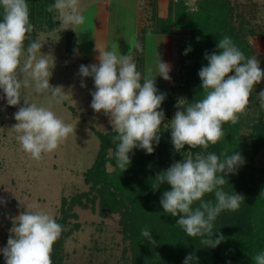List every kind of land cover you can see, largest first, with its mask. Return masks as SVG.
<instances>
[{"label": "clouds", "instance_id": "1", "mask_svg": "<svg viewBox=\"0 0 264 264\" xmlns=\"http://www.w3.org/2000/svg\"><path fill=\"white\" fill-rule=\"evenodd\" d=\"M45 10L56 13L61 31L70 27L75 31L86 21L80 0H55ZM0 18V90L4 93L0 99L6 98L7 105L14 107L20 104L22 89L47 94V106L23 97L24 106L14 114L17 123L12 127L23 152L39 161L43 155L57 150L75 131L53 110L54 105L64 102L67 94L62 86L53 87L49 83L55 61L51 54L41 53L43 41H31L25 49V41L34 31L26 0H0ZM147 35L151 37V30ZM217 48L219 52L205 53L208 64L198 72L203 98L186 107L179 106L181 110L175 113L170 125L163 123L165 114L158 110L166 94L158 93L155 77L171 79L170 65L161 59L156 62L155 73L148 68L142 74L131 51L122 55L117 44L106 49L96 43L94 51L99 53L96 57L99 63L80 65L78 73L82 78H93L95 91L91 93L90 106L96 113L103 111L108 116L116 133L112 137L116 145L115 167L126 170L131 163L129 153L134 148L152 154L153 145L159 144L162 125L171 129L175 152L181 153L188 146V154L158 173L152 187L155 191L164 183L171 186L160 200L164 213L179 216L176 226L188 237H199L204 247L211 248L225 240L222 234L214 238L217 217L224 211H237L244 201L242 195L227 193L224 185L228 184L227 175L236 174L245 161L238 152L222 153L221 159L207 149L224 138V124L235 125L247 114L253 90L264 80V70L257 57H246L230 37L220 39ZM135 49L143 51L138 41ZM84 86L82 82L81 87ZM256 99L264 110V90ZM197 148L206 154L197 152L193 156L191 150ZM208 195L214 199H205ZM25 208L28 210L13 219L14 235L0 249L5 264H53V244L63 228L39 207L26 205ZM141 236L155 243L148 227L141 230ZM251 258L254 264H264V251ZM194 260L195 256L189 255L184 264H192Z\"/></svg>", "mask_w": 264, "mask_h": 264}, {"label": "trees", "instance_id": "2", "mask_svg": "<svg viewBox=\"0 0 264 264\" xmlns=\"http://www.w3.org/2000/svg\"><path fill=\"white\" fill-rule=\"evenodd\" d=\"M55 0H26L29 6L30 22L34 31L25 41V49L34 41L39 31L52 29L57 25L56 13L47 12L46 6ZM151 23L148 28H141L142 35H172L185 30L189 37V51L184 55L177 44L176 62L173 73L174 86L156 85L158 93L166 94L159 111L165 114L163 123L169 120L165 110L173 103L170 101L175 90H180L183 103L180 107L195 103L203 98L202 81L199 70L207 66L205 53L211 55L219 52L217 44L224 36L230 37L234 44L245 54L253 56L248 36H255L252 15L244 10L236 12L238 6L229 0H196L195 9H188L184 0L169 1L165 17L157 16L154 0L151 1ZM250 4L256 7V3ZM2 19V18H0ZM2 22V21H0ZM140 45L144 51V43ZM65 44L74 47L73 34L66 33ZM133 50V60L137 70L143 74V53ZM186 61L189 63L186 64ZM264 70V65H260ZM230 73L229 75H233ZM264 90V80L256 85L250 97L247 114L235 125L224 124V138L215 145H209L207 152L215 153L223 159L222 153L231 155L238 152L245 163L236 174H228V184L224 190L229 194L242 195L244 201L235 212L224 211L214 222V238L220 234L225 237L215 248L204 247L199 237H188L176 226L179 216L172 217L164 213L160 204L163 192L171 190L167 183L155 191L152 184L158 173L169 168L174 162L181 161L183 154H188V146L181 153L174 150L171 142V129L161 126L159 144H154V152L146 154L139 148L129 153L131 160L126 170L115 167V148L112 137L114 131L102 133L95 131L99 140L98 150L89 168L83 172V179L88 185L86 192H80L69 199L62 197L60 216L56 219L63 231L53 244L51 259L53 264H63L64 241L80 228L77 222L69 219L76 216L72 213L75 206L83 209L97 207L98 215L104 219L108 215H117L122 249V264H184L185 258L194 255L192 264H254L251 257L264 251V110L259 108L255 92ZM181 110V109H180ZM205 153L202 148L191 150ZM261 159L259 165L255 161ZM112 167L108 170L107 167ZM205 199H214L208 195ZM12 225L6 223L7 227ZM148 227L155 243H150L141 236V230Z\"/></svg>", "mask_w": 264, "mask_h": 264}, {"label": "rangeland", "instance_id": "3", "mask_svg": "<svg viewBox=\"0 0 264 264\" xmlns=\"http://www.w3.org/2000/svg\"><path fill=\"white\" fill-rule=\"evenodd\" d=\"M147 0H80L82 14L86 17L85 24L75 31L70 27L60 30V22L50 30L39 31L35 40L43 41L41 53L51 54L54 67L51 69L49 83L51 86H62L67 98L53 110L65 123L71 124L74 132L54 152L43 155L39 161L26 155L16 139L17 133L12 130L17 122L14 114L24 106V98L47 106V94H37L33 89H22L20 104L8 106L6 98L0 99V249L7 246L13 226V219L21 211L28 210L26 205H35L48 212L55 219L60 216L62 197L69 199L80 192H86L88 185L83 179V172L89 168L98 150L99 140L95 131L105 133L113 131L108 116L103 111L96 113L91 108L92 95L95 91L92 77L82 78L80 65L98 64V52L94 51L96 43L110 49L117 44L122 55L133 50L135 43H144L143 73L152 68L155 73L156 62L161 59L170 65V80L155 77L156 85L174 86L173 73L176 62L177 44L184 55L189 51V35L179 30L172 35H148L140 33L141 28H148L151 23V2ZM160 1L154 0L156 12L162 7ZM172 1V0H171ZM186 1L188 9H195L196 0ZM237 3L236 12H249L255 25V36H248L253 56L264 65V0H229ZM251 2L256 3V7ZM163 10V9H161ZM141 13V15H140ZM71 32L74 47L66 46V33ZM159 56H158V55ZM189 63L186 61V64ZM84 87H81V83ZM263 90L258 88L255 96ZM173 103L165 110L168 112L170 125L175 113L180 110L183 96L180 90L171 95ZM0 97H4L0 90ZM257 165L261 163L258 158ZM111 170L112 167H107ZM18 200L23 201L21 205ZM75 218L70 223L80 224L64 241L63 264H122V249L119 233L118 216L108 215L102 219L94 210L73 207ZM11 222L10 227L6 223ZM0 264H5L0 252Z\"/></svg>", "mask_w": 264, "mask_h": 264}, {"label": "crops", "instance_id": "4", "mask_svg": "<svg viewBox=\"0 0 264 264\" xmlns=\"http://www.w3.org/2000/svg\"><path fill=\"white\" fill-rule=\"evenodd\" d=\"M147 2L149 3V0H147ZM159 4H161V8H160V10L157 12V16L158 17H160V18H163V17H165V15H166V12H167V2L166 1H160L159 2ZM156 5V4H155ZM156 7V9H157V6H155ZM161 9H163V10H161ZM140 15H141V13H140ZM145 68V67H144ZM145 70V69H144ZM147 70V69H146ZM145 73V72H144Z\"/></svg>", "mask_w": 264, "mask_h": 264}, {"label": "built area", "instance_id": "5", "mask_svg": "<svg viewBox=\"0 0 264 264\" xmlns=\"http://www.w3.org/2000/svg\"><path fill=\"white\" fill-rule=\"evenodd\" d=\"M172 1H176V0H172ZM184 4L187 6L188 4L186 3V1L184 2ZM191 10H194L193 8H191Z\"/></svg>", "mask_w": 264, "mask_h": 264}]
</instances>
